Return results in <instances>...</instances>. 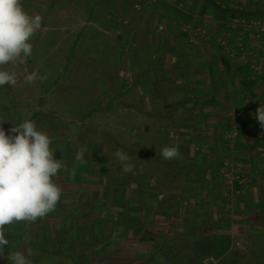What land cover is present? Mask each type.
Here are the masks:
<instances>
[{"label": "rangeland", "instance_id": "obj_1", "mask_svg": "<svg viewBox=\"0 0 264 264\" xmlns=\"http://www.w3.org/2000/svg\"><path fill=\"white\" fill-rule=\"evenodd\" d=\"M216 1L228 7L238 2L240 6L264 9V0ZM21 3L30 14H39L42 23L31 37V56L0 66L17 77L16 84L0 86V122L8 131L30 118L50 136L54 156L63 162L53 178L61 188V198L44 217L3 226L5 238L13 239L9 246L0 247V264H10L8 255L12 252L27 255L29 264H63L61 255L46 254L54 252L59 239L62 238V255H74L77 259L86 257L101 240L111 238L113 232L119 240L88 264H114L119 260L125 264H145L154 250L165 244L167 233L175 235L191 222L199 221V213H204L209 224L215 221L222 231L237 224L234 249L226 264L235 252H240L236 261L242 254L259 253L264 247V228L249 224L247 219L264 215V211L258 210L264 207V175L260 169H254L258 164L251 162V157L264 161V149L258 148L260 143L254 140V134H262L263 130H250L253 122L248 124L246 139L251 143L246 145L247 152L236 156L222 154L218 162L215 159L208 166L211 150L200 145V140L210 139L205 129L208 126L200 131H194L193 126H178L194 124L200 116L173 109L183 91L179 92L177 73L165 76L163 71L181 52L178 43L169 40L168 46L159 43L156 49L157 42L162 41L158 36L166 24L164 17L168 15L167 23L176 34L178 30L184 33L191 54L198 50L195 47L205 50L220 38L219 43L222 41L228 51L222 40L227 35L221 31L215 35L208 29L211 22L206 17L211 16L223 27L231 24L230 18L208 0ZM177 12L186 14L189 21L183 17L176 19ZM196 14L202 16L201 20H194ZM203 19L207 22L202 23ZM33 72L37 73L36 79L27 82L26 77ZM212 120L208 117L206 121ZM243 120V114L229 110L221 132L227 146L224 149L232 150L239 139H245L240 137ZM94 138L103 141L84 145ZM114 142L133 148L124 150ZM139 144L151 152L146 153ZM173 145L179 146V156L171 159L172 165L183 164L178 176L175 171H165L162 163L154 160L155 156L162 157V147ZM81 149L84 158L77 160ZM117 149L130 156L134 165L131 172L122 171L115 156ZM202 153L206 154L202 156L203 162L197 163ZM243 155L251 156L248 158L252 167L242 169L238 158ZM212 178L215 183L208 187L206 182ZM249 178L251 183L247 185ZM200 188L209 192L191 193ZM250 234L258 239L254 241ZM153 261L158 264L154 258ZM255 261L264 264V249Z\"/></svg>", "mask_w": 264, "mask_h": 264}, {"label": "crops", "instance_id": "obj_2", "mask_svg": "<svg viewBox=\"0 0 264 264\" xmlns=\"http://www.w3.org/2000/svg\"><path fill=\"white\" fill-rule=\"evenodd\" d=\"M234 4L235 5L232 4L230 8L240 6L238 2ZM176 15V19H178V17H183L184 20H187L186 14L180 12L178 15L177 12ZM190 17L191 16H189V18ZM194 17L195 21L196 19L199 21L202 18L199 14L194 15ZM164 18L166 24L162 27L160 37L158 36L162 41L157 42L158 45H156V49H159V43H161V45L165 43L168 46L169 40H175L181 51L176 54L177 56L173 58L172 63H167L165 67L166 70H163L165 76L167 74L172 75L174 72L177 73L178 82L180 83L178 89H180L179 92L183 91L182 96L175 106H173V109H176V111L179 110V113L192 114L194 117L200 116L194 124H178V126H182L183 128L185 125L188 127L193 126L194 131L197 129L200 131L202 128L208 126V128L205 129L208 130L210 139L207 141L200 140L201 147L207 146L209 148L208 150H211L207 165L211 166L215 159L218 162L221 155L225 153H231L233 156H236L239 153L242 154V152H247L246 145L249 146L251 143L246 139V137L249 136L248 128L250 127L248 124L251 125L252 122L253 126L250 130H263L262 134L260 133L261 135L256 132L254 134L255 137H252H254L255 141L257 140V142L260 143L257 147L264 149V127L261 126L256 116L257 109L261 104H264V49L262 48V46H264V34L262 36V32L259 30L245 28L246 26H252L254 18L248 21L243 18H230V26L223 27L215 23L216 19L207 15L206 19L208 18L211 22L209 26L207 25L208 29H212L211 31L215 32V35L219 31H221L223 35H227L224 36L222 40L227 43L228 51L224 50L225 47L222 45V41H220L221 44L219 43L220 38L216 40V43L213 42L208 45L209 47H206L205 50L203 47H195V49L198 50H193L192 54L190 53L192 48L189 49L190 44L185 43L186 38L184 33L178 30L176 34L170 22L167 23L169 21V16L166 15ZM176 19L175 23H177ZM179 21L181 22V20ZM206 22L207 21H204V19L202 20V23ZM232 25L240 27L238 28L239 30ZM203 26L206 27V25ZM176 36H178V38ZM167 90H169V86ZM166 94H164V96H166ZM166 107L169 108L170 106L168 105ZM184 108H187L188 111H185ZM229 110L238 111L244 115L241 128L243 130V135H240V137H245V139H239L232 150L224 149L227 148V146L224 136L221 133L223 131V121L225 117H227ZM159 113L162 114L163 112H152L154 115ZM149 115H151V112H149ZM208 117L214 120L208 123L206 121ZM250 120L251 122H249ZM203 123H207V125ZM261 142H263V144ZM203 155L206 154L202 153L197 157V163L203 162ZM243 156L244 157L241 156L238 158L242 169L252 167L250 163L253 162L258 164V167H256V165L253 166L254 169H260L261 174L264 175V161L259 162L251 156ZM248 157H251V162ZM202 176L207 179L205 174ZM214 180L215 179L212 178V180L207 181V186L213 185V183H215ZM249 181H251L250 178L247 185L251 183ZM203 188L206 187L203 186ZM203 188H200L199 191L193 190L191 193L197 194V192H200L199 194H201L209 192ZM213 189L214 188H212V191ZM241 205L242 204H238V207H241ZM259 206L261 207L263 205L260 204ZM258 210L264 211V207ZM254 217H259V215L248 217L247 220L249 224L259 226L253 219ZM229 229L231 230L222 231L220 227L219 229L216 227L210 235L193 239L180 237L166 250L161 252L162 258L165 259L166 264H226L227 256H229L234 249L236 235L238 234L237 224H233ZM249 237H253L254 241L257 238L256 236L254 238L251 234ZM261 241H264V236ZM249 254L252 259L259 257V254L255 252L252 254L249 252ZM256 254L257 256H255ZM255 264H261V262Z\"/></svg>", "mask_w": 264, "mask_h": 264}, {"label": "clouds", "instance_id": "obj_3", "mask_svg": "<svg viewBox=\"0 0 264 264\" xmlns=\"http://www.w3.org/2000/svg\"><path fill=\"white\" fill-rule=\"evenodd\" d=\"M42 17L27 12L21 0H0V66L14 60H26L32 54L31 37L41 27ZM37 77L33 72L26 77L32 82ZM14 72L0 68V86L14 85ZM264 127V104L256 111ZM0 122V247L8 241L3 226L13 221H35L53 211L61 198V188L54 177L63 167L61 159L54 156L50 136L32 119L13 125L8 131ZM160 155L171 160L179 156V146H164ZM115 156L123 172H131L134 165L130 156L117 149ZM84 151L79 150L77 160H83ZM10 264H29L27 255L12 252Z\"/></svg>", "mask_w": 264, "mask_h": 264}, {"label": "trees", "instance_id": "obj_4", "mask_svg": "<svg viewBox=\"0 0 264 264\" xmlns=\"http://www.w3.org/2000/svg\"><path fill=\"white\" fill-rule=\"evenodd\" d=\"M209 3L215 7V9L222 13L223 15H226L229 18H243L245 20H251L252 18L257 19V18H263L264 17V9H259V8H255V7H247V6H238L236 8H230L228 6H225L223 4H221L220 2L216 1V0H208ZM107 135V134H104ZM101 141H103L101 138H94L91 141H87L84 143V145H88V144H99L101 143ZM114 145L122 147V149L126 150V149H130L133 148L132 145H122L119 143L114 142ZM140 148L147 152H151V149H149L148 147H145L144 145H140ZM154 160L159 163H162V168L165 171H175L174 175H179L183 165L179 164L177 167H174L171 163V160H166V159H162V157H158L155 156ZM163 161V162H162ZM218 175V174H217ZM221 177V176H219ZM82 193L80 194L81 197ZM198 219L199 221H194L191 222L187 227H185V229H183L181 232H177L175 235H172L170 233H167L166 236V241L165 244L161 247L158 248L156 250H154V255L151 254L149 256L148 261L145 264H153V258L156 261H158V264H166L165 259L162 258L161 252L166 250L176 239L180 238V237H186L189 239H193V238H197V237H202V236H208L210 235L214 229L216 228V224L215 221H212V223L209 224V222L205 221L204 219V213H199L198 214ZM256 221V224H259L260 226H262L264 228V215H260L259 217H254L253 218ZM214 222V223H213ZM69 227V226H68ZM67 227V228H68ZM172 228V226H171ZM169 232V231H168ZM65 232H63L64 234ZM62 234V236L64 237V235ZM11 239V240H10ZM8 239V243L7 245H4L5 247L10 245V241H12L13 238ZM61 239L58 240V243L54 249V252L51 253H46V254H53V255H61V259L63 260V264H88V262L98 253H103L104 251H106L108 248H110L111 246H113L117 240H119V238L116 235V232H113L112 237L109 239H103L101 240V242L99 244H97L94 247V250H92L89 254L86 255V257H79V258H75L74 255H62V251H61ZM263 249L264 247L259 250V255H261L263 253ZM157 255V256H156ZM240 255V252H235V256L238 258ZM235 256H232L233 258L230 257L231 261L228 262V264H255L257 262H253V259L251 256L246 255V254H242V258L238 259L237 261L235 260ZM257 256V254L255 255ZM156 257H158V259H156ZM154 262V261H153ZM114 264H125L124 261L119 260V262H115Z\"/></svg>", "mask_w": 264, "mask_h": 264}, {"label": "built area", "instance_id": "obj_5", "mask_svg": "<svg viewBox=\"0 0 264 264\" xmlns=\"http://www.w3.org/2000/svg\"><path fill=\"white\" fill-rule=\"evenodd\" d=\"M252 26L259 30L260 32H264V18L262 19H254L252 22Z\"/></svg>", "mask_w": 264, "mask_h": 264}]
</instances>
